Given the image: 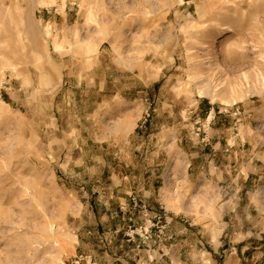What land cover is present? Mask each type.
<instances>
[{
    "label": "rangeland",
    "instance_id": "rangeland-1",
    "mask_svg": "<svg viewBox=\"0 0 264 264\" xmlns=\"http://www.w3.org/2000/svg\"><path fill=\"white\" fill-rule=\"evenodd\" d=\"M0 264H264V0H0Z\"/></svg>",
    "mask_w": 264,
    "mask_h": 264
},
{
    "label": "bare ground",
    "instance_id": "bare-ground-1",
    "mask_svg": "<svg viewBox=\"0 0 264 264\" xmlns=\"http://www.w3.org/2000/svg\"><path fill=\"white\" fill-rule=\"evenodd\" d=\"M206 88L209 89V87H207V86H206ZM207 89H206V90H207ZM50 255H52V254H50ZM54 255H55V254H54ZM16 262H17V261H16ZM17 263H18V262H17ZM20 263H21V262H20Z\"/></svg>",
    "mask_w": 264,
    "mask_h": 264
}]
</instances>
